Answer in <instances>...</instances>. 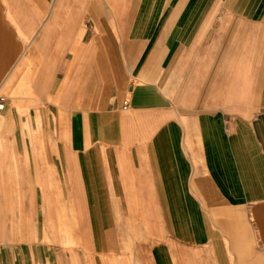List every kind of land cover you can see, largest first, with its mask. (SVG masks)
<instances>
[{
    "label": "crops",
    "instance_id": "0c3cea01",
    "mask_svg": "<svg viewBox=\"0 0 264 264\" xmlns=\"http://www.w3.org/2000/svg\"><path fill=\"white\" fill-rule=\"evenodd\" d=\"M0 91V264H264V0H0Z\"/></svg>",
    "mask_w": 264,
    "mask_h": 264
},
{
    "label": "built area",
    "instance_id": "2783aa9c",
    "mask_svg": "<svg viewBox=\"0 0 264 264\" xmlns=\"http://www.w3.org/2000/svg\"><path fill=\"white\" fill-rule=\"evenodd\" d=\"M6 102V95L2 92H0V111L4 108ZM127 101H124L123 107L127 106Z\"/></svg>",
    "mask_w": 264,
    "mask_h": 264
},
{
    "label": "rangeland",
    "instance_id": "374dc122",
    "mask_svg": "<svg viewBox=\"0 0 264 264\" xmlns=\"http://www.w3.org/2000/svg\"><path fill=\"white\" fill-rule=\"evenodd\" d=\"M0 92H2V93H3V91H0ZM6 94H7L8 96H9V95H11V94H8V93H6Z\"/></svg>",
    "mask_w": 264,
    "mask_h": 264
}]
</instances>
